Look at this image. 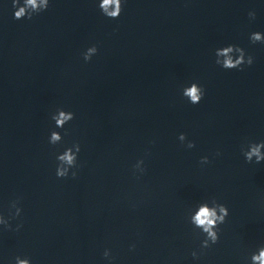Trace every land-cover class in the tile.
<instances>
[{
	"label": "clouds",
	"instance_id": "clouds-1",
	"mask_svg": "<svg viewBox=\"0 0 264 264\" xmlns=\"http://www.w3.org/2000/svg\"><path fill=\"white\" fill-rule=\"evenodd\" d=\"M50 0H23L21 5L20 0H12L14 11V19L21 20L27 18L32 19L34 14H39L48 9ZM101 13L109 19H118L123 7L122 0H100L98 4ZM249 17L255 19L256 13L254 11L249 12ZM250 41L255 43H264V34L260 32H253L249 37ZM98 48L95 45L88 47L83 53V59L85 62L91 60L92 56L97 54ZM215 63L221 66L223 69H240L243 65H252L254 58L251 55H246L245 49L229 44L227 46L217 48L215 50ZM205 95V90L201 85L196 82H192L189 86H185L182 89V96L193 104H199ZM75 118V114L71 111H65L62 108H58L55 113L52 114L51 119L55 122L56 128H64V126ZM63 137L60 132L53 130L49 136V143L56 145L62 141ZM179 141L184 144L185 141L187 148L195 147L193 141L187 140L185 133H181L178 136ZM81 151L79 143H73L71 147H67L62 153L57 154V166L56 176L57 178H67L69 174L72 178H76L77 171H71L78 168L77 160L78 154ZM241 152L244 156L246 163L259 164L264 162V141L260 142H248L247 145L241 146ZM219 153H217L218 155ZM210 163L207 156H203L200 159V164L205 165ZM144 160H138L133 166L134 173H144L146 169L143 167ZM19 200H13L11 202V208L15 209V212H10L8 217L0 214V225H3L6 229L12 230L11 220L20 216L22 209L18 206ZM229 216V209L225 204L218 202L215 198L210 201L206 200L199 203L195 210H190L188 215L189 223L195 228L199 229L204 235V239L201 241V248L207 249L219 241V227L226 222ZM22 225L17 224L15 231H19ZM130 248L134 249L135 245H131ZM103 256L106 260L111 261L113 257L109 249H105ZM194 259H198V253L192 252ZM251 264H264V246L254 252L250 257ZM15 264H31L29 258L15 257Z\"/></svg>",
	"mask_w": 264,
	"mask_h": 264
}]
</instances>
